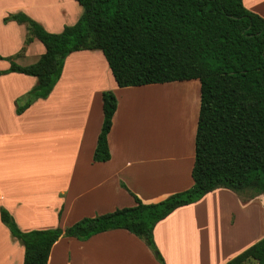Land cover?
Masks as SVG:
<instances>
[{"label":"crops","instance_id":"0c3cea01","mask_svg":"<svg viewBox=\"0 0 264 264\" xmlns=\"http://www.w3.org/2000/svg\"><path fill=\"white\" fill-rule=\"evenodd\" d=\"M67 1L70 11L66 17L55 0L56 15L47 19L35 12L38 0H0V56L22 67L37 63L46 53L45 46L38 39L25 46L27 25L5 23L4 19L24 13L48 32L59 34L67 26L65 19L75 25L84 13L76 0ZM242 1L264 18V0ZM6 59L0 60V264H24L25 259L24 245L1 220L2 208L23 232L66 229L84 218L134 206L132 194L152 204L194 185L200 91L196 103L192 99V107L187 108V113H194V126L188 134L185 125L192 116L186 123V108L180 109V127L188 141L190 137L189 144L178 142L183 161L157 159L136 149L132 110L135 102L147 101L143 91L165 84L120 88L100 50L78 51L66 58L51 95L36 100L19 115L18 107L38 80L7 73L11 62ZM106 91H112L118 100L108 135L111 160L96 163L93 157L104 121ZM253 209L256 222L251 219ZM263 238L264 195L243 199L225 188L178 208L154 229V241L165 264H228ZM48 264L160 262L143 240L119 229L87 241L61 238L52 247Z\"/></svg>","mask_w":264,"mask_h":264},{"label":"trees","instance_id":"16d2710c","mask_svg":"<svg viewBox=\"0 0 264 264\" xmlns=\"http://www.w3.org/2000/svg\"><path fill=\"white\" fill-rule=\"evenodd\" d=\"M84 13L59 34L48 32L24 13L4 22L25 24V46L38 39L46 53L33 65L8 60L7 71L37 78L17 113L48 98L59 82L66 58L100 50L120 88L197 80L201 84L195 139L194 185L158 203L136 204L62 229L23 232L6 209L1 220L25 247L24 264H48L61 238L87 241L95 235L126 230L143 240L160 264L154 229L180 207L225 188L240 197L264 195V18L242 0H76ZM24 46V47H25ZM118 100L103 93L104 121L93 160H111L108 135ZM264 264V238L228 264Z\"/></svg>","mask_w":264,"mask_h":264},{"label":"rangeland","instance_id":"374dc122","mask_svg":"<svg viewBox=\"0 0 264 264\" xmlns=\"http://www.w3.org/2000/svg\"><path fill=\"white\" fill-rule=\"evenodd\" d=\"M54 1L55 0H38L37 4L39 6L35 12L45 16L47 19L52 18L51 16L56 15L55 10L58 9L57 4H55ZM58 5H60L59 8L61 9V15L66 17L70 11L69 2L67 0H59ZM258 7L260 8L261 6L259 5ZM65 25L68 26L72 24L69 20L65 19ZM200 88L201 84L199 81H191L189 83L174 82L165 85H154L152 89L143 91V94H146L147 96V101L142 100L141 102H135L132 110L134 115L133 119L136 121L137 125L136 139L134 142L137 143L136 149L138 148L140 152H146L157 159L173 158L178 161H183V153L179 154L181 144L179 145L178 142L184 140L186 144L187 142L189 144L190 137L188 138V141L187 138H185L186 135L182 132L184 128L182 129V127H180L178 129L173 123L175 116L176 120L178 119L179 122L182 120L180 115L183 113L178 111L181 104L175 103L171 105L165 116L163 102L160 103V108L158 107V98H162L160 97V92L161 94L163 93V95L169 93L170 100L181 101L183 109L186 108V116L184 115V118L187 123L191 116V113H187V108L192 107V99H194V103H196V95L198 94V91H200ZM182 106H180V109ZM194 106H196V104ZM193 116L194 113L190 123L185 125L186 134H188V130L190 131L193 129ZM175 129H177L178 132L175 131ZM177 145H179V148L176 147ZM188 148H190V145ZM251 195H253V192H247L242 198L245 199ZM251 219L253 222H256V212L254 209L251 212ZM253 227L255 231L256 227L254 223Z\"/></svg>","mask_w":264,"mask_h":264},{"label":"bare ground","instance_id":"6f19581e","mask_svg":"<svg viewBox=\"0 0 264 264\" xmlns=\"http://www.w3.org/2000/svg\"><path fill=\"white\" fill-rule=\"evenodd\" d=\"M160 97H162V98H164V99H162V98H158V99H159V100H158V107L160 108V103L163 102V106H164V108H165V116H166V114H167V110H168V108H169L171 105L177 103V104H181L180 106H182L181 101H172V100H170V98H169V93L163 95V93L161 94V92H160ZM171 99H173V98H171ZM169 103H170V104H169ZM183 103H184V102H183ZM180 106H179V110H178V111H180ZM177 109H178V108H177ZM191 116H192V115H191ZM173 123L175 124V126H176L177 128H180V122L178 121V119L176 120V116H175V118H174ZM176 127H175V128H176Z\"/></svg>","mask_w":264,"mask_h":264}]
</instances>
